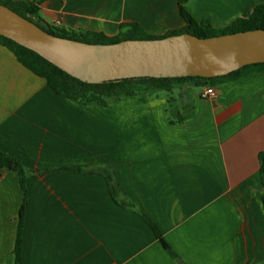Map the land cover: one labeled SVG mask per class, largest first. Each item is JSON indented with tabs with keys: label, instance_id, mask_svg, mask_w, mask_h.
Masks as SVG:
<instances>
[{
	"label": "crops",
	"instance_id": "crops-1",
	"mask_svg": "<svg viewBox=\"0 0 264 264\" xmlns=\"http://www.w3.org/2000/svg\"><path fill=\"white\" fill-rule=\"evenodd\" d=\"M40 1L46 25L106 37L123 24L152 36L183 29L180 4L214 29L264 4ZM214 88L208 98L185 84L83 105L56 95L0 46V153L30 173L21 264H264V74ZM104 171L127 205L114 201ZM21 206L17 173L0 168V264H15Z\"/></svg>",
	"mask_w": 264,
	"mask_h": 264
},
{
	"label": "water",
	"instance_id": "water-1",
	"mask_svg": "<svg viewBox=\"0 0 264 264\" xmlns=\"http://www.w3.org/2000/svg\"><path fill=\"white\" fill-rule=\"evenodd\" d=\"M0 36L91 85L135 78L211 79L264 64V30L93 45L51 35L0 4Z\"/></svg>",
	"mask_w": 264,
	"mask_h": 264
},
{
	"label": "trees",
	"instance_id": "trees-1",
	"mask_svg": "<svg viewBox=\"0 0 264 264\" xmlns=\"http://www.w3.org/2000/svg\"><path fill=\"white\" fill-rule=\"evenodd\" d=\"M40 3V0H0L1 5L9 8L21 17L36 24L42 30L51 35L93 45L114 44L126 40L162 39L181 34H190L198 38H212L239 32L264 30V4L258 5L253 9V11H251L244 17L237 19L235 22L224 29H214L208 21L196 22L191 17V15L181 7L180 4L179 11L182 19L186 24L185 27L180 30L168 32L163 36L149 35L137 24L121 25L120 31L115 37H106L103 34L93 32L85 34H75L55 27H50L40 21L37 15L38 6ZM0 46L7 48L14 54L20 64L29 69L36 76L44 79L47 82L49 88L56 95L83 105L95 103L102 106H108L121 100L122 98L131 97L150 91H171L185 84H193L198 88H204L208 86L217 87L224 82L236 80L251 72H261L264 74V64H255L245 66L226 76L211 79L192 77L171 79L135 78L105 82L98 85H91L83 83L71 77L64 71L60 70L50 62L40 57L35 52L28 50L5 37L0 36ZM259 161L261 182L264 188V155H260ZM0 168H6L8 170L16 172L19 179L20 189L22 193V206L19 215L18 234L15 245V264H21L20 231L26 207V180L30 173L23 169L18 162L2 153H0ZM76 171L82 170L76 169ZM104 175L108 182L114 201L121 206L127 205L125 201H122L118 198L120 191L115 183L113 176L105 171ZM262 202L264 204V194L262 196ZM141 216L152 228L154 234L161 241L163 246L169 250L154 223L146 215L141 214Z\"/></svg>",
	"mask_w": 264,
	"mask_h": 264
},
{
	"label": "built area",
	"instance_id": "built-area-1",
	"mask_svg": "<svg viewBox=\"0 0 264 264\" xmlns=\"http://www.w3.org/2000/svg\"><path fill=\"white\" fill-rule=\"evenodd\" d=\"M214 94H215V88L208 86L202 89L201 97L208 98L213 96Z\"/></svg>",
	"mask_w": 264,
	"mask_h": 264
}]
</instances>
